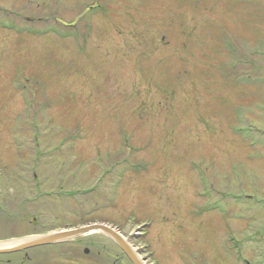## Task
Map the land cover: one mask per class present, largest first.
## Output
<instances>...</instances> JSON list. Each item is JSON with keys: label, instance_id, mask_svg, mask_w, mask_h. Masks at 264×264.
Listing matches in <instances>:
<instances>
[{"label": "rangeland", "instance_id": "374dc122", "mask_svg": "<svg viewBox=\"0 0 264 264\" xmlns=\"http://www.w3.org/2000/svg\"><path fill=\"white\" fill-rule=\"evenodd\" d=\"M253 140L264 0H0V242L96 223L143 264L253 262ZM2 261L132 264L104 234Z\"/></svg>", "mask_w": 264, "mask_h": 264}, {"label": "water", "instance_id": "95a60500", "mask_svg": "<svg viewBox=\"0 0 264 264\" xmlns=\"http://www.w3.org/2000/svg\"><path fill=\"white\" fill-rule=\"evenodd\" d=\"M98 227L102 228L103 232H105L107 236L112 238L116 242V244H118V246L126 254L132 264H143L139 259L138 255L133 251L130 245L121 236L116 234L113 230L98 224L88 225L86 227H81L74 230L62 231L59 233L48 234L45 236L27 237L22 239V241L20 240V243L10 245L9 247L0 248V255L16 254L29 249L60 243L65 240H72L79 236L86 235L90 231L95 230ZM86 253H88L87 250Z\"/></svg>", "mask_w": 264, "mask_h": 264}, {"label": "flooded vegetation", "instance_id": "af4514ba", "mask_svg": "<svg viewBox=\"0 0 264 264\" xmlns=\"http://www.w3.org/2000/svg\"><path fill=\"white\" fill-rule=\"evenodd\" d=\"M241 115H242V113L240 115L237 114L235 116V119L237 120V117L240 116V121H241V117H242ZM243 122L244 121L242 120L241 123H243ZM243 135H245V133H243ZM247 137L248 136L245 135V138H247ZM249 147L251 149H258L259 150V148H264V142L253 140V141H251L249 143ZM260 159L261 158L256 157L255 160H253V161H259ZM242 197L246 198L245 200L248 201V202L252 201V196L251 195H243ZM257 236H258V238H257L256 242H253L254 240L253 241L248 240L246 243H251L252 242L251 244L255 245V248H254L255 252L259 253L258 254L259 256H256L257 258H255V261L252 262L251 258H250V254L248 256L249 251L246 254L243 253L244 254L243 255L244 264H264V231L262 230V231L258 232ZM59 245H61V243H59ZM41 248H44V247H41ZM248 249L250 250V248H248ZM1 264H9V261H2Z\"/></svg>", "mask_w": 264, "mask_h": 264}, {"label": "bare ground", "instance_id": "6f19581e", "mask_svg": "<svg viewBox=\"0 0 264 264\" xmlns=\"http://www.w3.org/2000/svg\"><path fill=\"white\" fill-rule=\"evenodd\" d=\"M101 232H103L102 228L98 227L97 229L91 231L90 234H98V233H101ZM17 243H20V240L14 241V242H7V243L4 242L3 244L2 243L0 244V248L9 247L10 245H14V244H17Z\"/></svg>", "mask_w": 264, "mask_h": 264}, {"label": "trees", "instance_id": "16d2710c", "mask_svg": "<svg viewBox=\"0 0 264 264\" xmlns=\"http://www.w3.org/2000/svg\"><path fill=\"white\" fill-rule=\"evenodd\" d=\"M1 240V239H0Z\"/></svg>", "mask_w": 264, "mask_h": 264}]
</instances>
